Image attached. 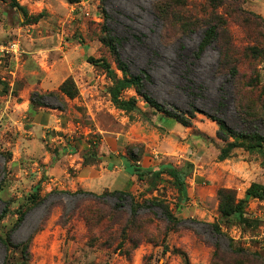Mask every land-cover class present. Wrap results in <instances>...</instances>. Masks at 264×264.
<instances>
[{"label": "rangeland", "instance_id": "obj_1", "mask_svg": "<svg viewBox=\"0 0 264 264\" xmlns=\"http://www.w3.org/2000/svg\"><path fill=\"white\" fill-rule=\"evenodd\" d=\"M74 1L0 0V47L19 43L16 54L0 49V238L10 240L8 248L0 242V264H264V200L251 199L241 208L240 219L222 215L218 195L220 190H232L239 201L253 182L264 183V156L241 147L228 159H220L227 143L218 137L220 126L211 118L235 131L253 130L240 118L245 114L264 137V7L238 0L247 14L239 16L227 0H185L181 12L192 9L194 18H199L193 19L196 28L189 31L192 20L178 28L168 3L158 0ZM16 5L25 8L29 18L42 17L28 24ZM214 20L225 24L226 39L200 54L202 28ZM106 23L122 39L120 53L130 72H147L151 82L146 90L174 117L156 112L133 88L122 98H135L140 112L110 111L106 93L113 82L97 68L92 83L78 78L80 90H91L92 100L102 102L104 109L94 112V120L79 112L78 104L65 112L58 109L56 99L48 98L49 107L40 115L42 126H34V118L16 106L23 99L13 101L4 93L5 84L29 99L33 92L58 91L68 73L61 60L64 49L59 56L53 49L73 45L85 48L75 59L81 66L76 76L85 73L82 63L93 57L102 58L123 78L112 52L97 40L104 38ZM226 43L245 49L238 65L229 61V67L237 66L243 90L235 87L228 75L232 72L224 68L221 46ZM57 119L61 121L56 123ZM64 146L68 156L74 154V146L78 151L90 146L87 149L95 153L91 162L100 154L118 151L119 158L142 168H181L186 172L188 199L182 201L167 175L132 176L121 190L69 189L68 179L44 173L45 158L57 160L55 155ZM116 191L131 193L138 203L158 199L179 222L167 223L158 212L156 241L137 248L127 243L121 250L116 245L100 247L104 238L96 237V222L129 210L127 202L117 207L112 197Z\"/></svg>", "mask_w": 264, "mask_h": 264}, {"label": "trees", "instance_id": "obj_2", "mask_svg": "<svg viewBox=\"0 0 264 264\" xmlns=\"http://www.w3.org/2000/svg\"><path fill=\"white\" fill-rule=\"evenodd\" d=\"M237 1L238 0H227V4L230 8H233V10L235 9L234 11L239 16H247V14L242 11V8L239 4L240 2ZM68 2L75 3L76 1L68 0ZM158 2H162V4L168 3L167 11L172 14L176 23L179 24L177 26L178 28H180L182 22H186V20L190 19L192 20V24L189 26V28H196V21L193 20L196 18H194L192 11H190L192 9L189 8V4L188 8L190 10L186 11L187 15L182 13L181 9L179 8L181 4L183 6L187 5V1L158 0ZM16 7H20V9L24 12L25 17L28 18V24L32 22H38L42 17L40 14L36 18H29L25 8H21V6L19 5H16ZM199 8L201 9V11H205L204 5H199ZM105 17L106 20H110L107 14L105 15ZM192 28L189 31H192ZM202 31L203 39L199 49L200 54L205 51V49L209 45L214 43L221 45L224 39H226L225 37L227 34V30L225 24H223L222 21L214 20L211 22V24H207V26L202 28ZM103 32L105 34L104 38L97 40L100 41L102 45L109 48V50L112 52L116 59L118 70L124 74V77L119 78L111 65L102 60V58L88 57L87 62L98 69H102L106 73L107 77L112 80L113 86L108 89V93L115 108L126 113L140 112V109L137 105V100L135 98H122V94L124 91L133 88L136 93L144 99L145 103L156 112L162 113L166 117H174L172 112L168 110V108L164 104L159 103L158 100L146 90L147 84L151 82V77L147 74V72L144 71L136 75L130 72L128 65L123 61L120 53L122 39L114 35L113 29L107 23L103 26ZM221 50L222 56L226 58L223 63L224 68L232 72L231 74H228L230 75L232 83L235 85V87L243 90V82L238 75L237 66L236 68L229 67V61L234 60L235 64L238 65L239 61L242 59L245 49H240L235 44H231L230 46H228L226 43L221 46ZM5 87L6 90L4 91V93L6 95L11 93L16 98L19 97V94L16 93V90L11 88L10 84H5ZM78 96L79 90L77 88V85L74 79L72 77H69L60 84L58 91H52L44 94L33 92L30 98L31 106L28 114L31 117L35 118L40 108L49 107V105L46 104V99L48 98L56 99L61 106H59L58 109L60 108V110H65L68 108L66 99L68 98L70 100H74ZM193 109L195 111L194 107ZM77 110L85 115L87 113L86 109L82 107H78ZM172 111H177V108L172 107ZM186 114H189L191 116L192 112H186ZM211 118L217 121L220 126V130L217 132L218 137L227 143L226 147H224L220 152V159H228L234 150L241 147H245L246 151L250 154L257 153L260 156H264V137L260 134L257 128H255L256 123L252 120H249L245 114H242V117L240 118L247 126H253V130L235 131L234 129L230 128L224 121L216 119L214 117ZM179 123H181V125L183 126L187 125L184 121L181 120H179ZM229 138L234 139V142H229ZM240 141H246L247 143L245 144ZM66 151L67 147L63 150H60L58 154L55 155L56 158L60 159L61 157L65 156ZM93 154H95L94 151H89L88 153H86L84 166H87L88 164H91L93 162L90 161V159L94 157ZM98 159H101L100 156L97 158V160ZM125 165L126 169L129 170L132 176L141 177L142 175H155L156 177H161L162 175H167L175 181V186L178 188L182 201L188 199L186 172L181 168H177L173 165H161L160 170L156 171L153 168H142L137 165L129 164L127 160H125ZM39 187L40 185L36 186L35 191H33L34 194L37 195ZM218 195L221 199L220 210L222 215L229 216L235 214L236 216H238V218L242 219L243 216L241 213V208L245 204H247L251 199L264 200V183L253 182L246 190L244 198L239 201L235 200L232 190H220L218 192ZM112 197L117 199L119 203L117 206L118 208H123L125 202H127L129 205V210L118 212V214L113 213V217L109 218L108 220H104L103 218H101L96 222V237H99L101 239L104 238L103 242L99 244L100 247L104 248L106 246L112 247V245H116V250H121L127 243L137 248L142 242L156 241L159 238L157 234L158 226L155 222V219H157L158 216V212L161 213V218L163 219V221H166L167 223L179 222L172 216L169 208L158 199L144 200L142 203H138L135 201L131 193L123 191L114 192L112 194ZM4 203L6 205L8 202ZM120 203L122 204L120 205ZM3 213L4 214H2L1 218H3L7 213V208ZM22 220L23 218H20L18 220L19 223L17 227L20 226ZM211 226L214 227L213 225ZM9 241L10 240H8L7 243L5 240L0 238V242L6 248H8L10 244ZM24 249V260L27 261L29 258V255L27 254V246H24Z\"/></svg>", "mask_w": 264, "mask_h": 264}, {"label": "crops", "instance_id": "obj_3", "mask_svg": "<svg viewBox=\"0 0 264 264\" xmlns=\"http://www.w3.org/2000/svg\"><path fill=\"white\" fill-rule=\"evenodd\" d=\"M249 1L250 3H253L254 5H257V8L264 7V0H259L260 2L258 3L255 2V0H249ZM72 7H75V6L72 5ZM48 10L52 13V11L49 8ZM59 36H62V35L57 34V37ZM77 47L78 46H75V45L70 46V48L65 47V46L62 48L59 46H56L55 49L53 50H55L57 56H59L60 53L62 52V49L65 50V48H67L65 51L63 50V52L61 53L63 55L61 60L66 63V66H67L66 72L68 73L67 77L68 78L72 77L74 79L77 85V88L79 90V96L76 99L74 100H70L68 98L66 99L68 103V108L71 109L72 107H74L72 105L78 104V107H84L87 110V114L90 115L92 119L94 120L95 117L97 116L96 114H94V112H100L104 109L103 107H101L102 102L100 103V105H98L96 104V101L92 100L94 96L91 95L90 93L91 90H85V91L80 90V87L78 86L79 85L78 78L79 80H82L83 82L85 81L87 82L88 80V81H91L90 83H92L91 78L94 77L95 74L93 73L97 71L96 70L97 68L91 65L90 63H88L87 61H84L82 63V67L85 69L84 71L85 73H82L80 76H76V71L77 69H80L81 66L78 65L75 59L79 60L81 58L80 57L81 52H83V50L85 49V48L79 49ZM88 51H90L89 47L87 48V52ZM56 54L54 53L53 55L56 56ZM83 54L84 53H82V55ZM66 79L67 78L65 77L63 81H65ZM104 79H105V76H104ZM86 91L89 92L87 97L84 96L85 93H87ZM103 92L106 93V90H104ZM106 95H107L106 98L109 99L107 104L110 103V105H112V108L110 111L113 112L114 110H116L115 106L111 102V98L108 92L106 93ZM9 96H11L10 98L14 99L13 101L16 100V97L13 94L10 93ZM19 97H21L23 101L18 100V102L16 103V106L22 107L24 112H28L31 106L30 99L26 97V94H22V93L19 94ZM42 109L43 108H40L36 117L34 118L33 123H34V126L36 127L42 126V122L40 124V120H41L40 115L41 113H43ZM63 111L66 112V109ZM69 112L71 113L70 110ZM60 121L61 120L57 119L56 123ZM54 129L59 130L61 129V127L54 126ZM66 147L67 146H64L61 150L65 149ZM87 148L90 149V146L89 147L87 146L86 148L84 146V148H81L80 151H78V148L74 146V149H72L73 150L72 152H74V154H71L69 156L65 155L61 157L60 159L58 158L55 161L52 159V157L45 158L43 162L44 165H47L46 171L44 168L45 175H55V176L57 175L60 178H66L69 180L68 181L70 184L69 189L81 188L83 190H86L92 193H100L104 191L105 189L112 190V188H117L121 190L127 187L128 183L130 182V179L132 181V178H131L132 175L130 174L129 170L126 169L125 163L122 162V161H125V158L124 157L119 158L120 156L118 155L119 154L118 151L115 153L112 151L111 152L112 154H110V156H108L109 154H105V155L100 154L99 156L101 159H98L97 161H93L91 164L84 166V160H85L86 153L90 151ZM116 163H118L121 167H117V165L114 166V164ZM56 180H58V178H56Z\"/></svg>", "mask_w": 264, "mask_h": 264}, {"label": "built area", "instance_id": "obj_4", "mask_svg": "<svg viewBox=\"0 0 264 264\" xmlns=\"http://www.w3.org/2000/svg\"><path fill=\"white\" fill-rule=\"evenodd\" d=\"M1 51H6L9 53L16 54L19 51V43L18 42H13L9 46H1L0 47Z\"/></svg>", "mask_w": 264, "mask_h": 264}]
</instances>
